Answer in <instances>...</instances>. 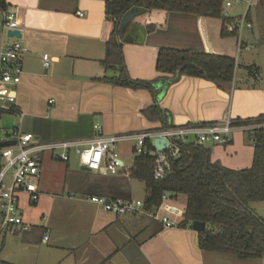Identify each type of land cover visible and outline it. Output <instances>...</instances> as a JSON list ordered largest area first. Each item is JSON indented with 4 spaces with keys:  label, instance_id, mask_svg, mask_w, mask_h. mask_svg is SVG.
<instances>
[{
    "label": "crops",
    "instance_id": "0c3cea01",
    "mask_svg": "<svg viewBox=\"0 0 264 264\" xmlns=\"http://www.w3.org/2000/svg\"><path fill=\"white\" fill-rule=\"evenodd\" d=\"M107 1L5 0L8 10L18 12L23 72L11 105L14 111L0 110V143L12 141L10 134L16 130L32 133L41 141L156 130L161 124L142 113L152 105L165 110L174 126L264 115V0H251L248 10L247 0L224 10L227 19L247 11L252 23L241 34L252 47L241 52L237 37L224 32L223 19L163 10L136 17L117 42L122 44L132 80L159 79L150 90L100 80L119 74L118 69L102 64L114 30L106 16ZM6 32L0 12V49L15 43ZM161 49L234 58L233 82L218 86L186 75L170 82L172 76L164 78L156 70ZM45 54L51 58L48 68L43 66ZM160 82L163 85L157 87ZM133 147V141L118 145L124 167L115 175L82 171L72 153L65 162L53 154L44 155L40 199L32 203L27 195L20 196L23 227L2 229L0 223V264H264V259L243 260L234 254L202 250L199 232L191 226L166 228L146 213L116 215L92 203L93 196L144 201L145 184L124 173L134 164ZM205 147L211 150L213 161L227 168L252 165L254 147L240 130L227 146ZM1 150L0 168L4 163ZM183 201L184 205L179 198H168L167 204L179 213L161 215L178 225L186 207ZM257 204L251 208L260 215L254 207Z\"/></svg>",
    "mask_w": 264,
    "mask_h": 264
},
{
    "label": "trees",
    "instance_id": "16d2710c",
    "mask_svg": "<svg viewBox=\"0 0 264 264\" xmlns=\"http://www.w3.org/2000/svg\"><path fill=\"white\" fill-rule=\"evenodd\" d=\"M225 1L108 0L106 16L113 22L114 30L106 44L102 64L118 69L119 74L100 80L116 86L148 90L153 89L159 80L135 81L128 75L122 44L117 40L124 37L129 28L121 26V19L129 10L144 8L146 11L182 12L223 19L225 23L228 20L224 16ZM0 8L7 9L5 0H0ZM235 69L236 61L231 57L174 49H161L156 63V70L162 77L172 76L170 82L186 75L206 79L218 86L231 84ZM142 113L149 121L159 122L161 127L158 129L174 127L166 111L158 105H152ZM252 121L264 122V115L247 122ZM253 133L254 156L249 168H227L213 161L211 150L205 145L179 142L180 155L172 160V169L164 178H155L153 159L149 156L135 155L133 166L124 173L128 178L145 184L146 211L156 210L165 194L185 196L186 207L177 226L190 227L194 221L204 222L205 230L198 233L202 250L234 254L243 260L264 259V218L251 208L253 203L264 202V130Z\"/></svg>",
    "mask_w": 264,
    "mask_h": 264
},
{
    "label": "built area",
    "instance_id": "2783aa9c",
    "mask_svg": "<svg viewBox=\"0 0 264 264\" xmlns=\"http://www.w3.org/2000/svg\"><path fill=\"white\" fill-rule=\"evenodd\" d=\"M242 0L225 2V8ZM247 10L251 0H247ZM3 15L4 30L18 29L19 16L17 11L0 8ZM82 16L83 14L80 13ZM252 28L248 20L247 11L236 18L228 19L223 30L228 35H235L238 40V52L250 50L251 45L246 44L241 34ZM23 47L14 43L7 48L0 49V110H10L16 101V88L21 82L22 66L19 56ZM51 58L43 55V66L48 68ZM52 102V101H50ZM248 119H232L230 116L211 123H194L184 126H174L156 130L142 131L127 135L96 136L88 139L41 141L32 133L13 131L10 140L16 143L3 147L1 150L4 163L0 168V218L1 228L17 230L23 227V218L20 214V196L27 195L29 201L36 203L41 196L38 181L42 176L43 156L53 154L61 161H68L72 152L79 159L81 166H86L94 173L115 175L124 165H120L118 145L123 141H133V153L136 156H149L153 159L154 176L156 179L164 178L172 169V160L179 157L181 149L179 142H195L197 144H213L227 146L233 142L234 132L240 130L247 135V140L254 147V131L264 130V122H247ZM98 128V126H96ZM5 136H8L6 134ZM192 138L193 140H190ZM155 139H165L168 144L158 150ZM92 203L102 207L105 211L116 215L146 213L166 228L176 227L161 212L179 213L173 206L167 204L168 196L165 194L161 205L154 211H146L144 201H109L105 197L93 196ZM45 239H48L46 236Z\"/></svg>",
    "mask_w": 264,
    "mask_h": 264
},
{
    "label": "water",
    "instance_id": "95a60500",
    "mask_svg": "<svg viewBox=\"0 0 264 264\" xmlns=\"http://www.w3.org/2000/svg\"><path fill=\"white\" fill-rule=\"evenodd\" d=\"M145 13H146V9H144V8H133V9L129 10L127 13H125L123 15V17L121 19V26L127 28L128 26H130L132 24L133 20L136 17H138L142 14H145ZM6 36L8 38H12V39H21L22 33H21L20 29H11V30H7ZM162 85H163V82H160L157 84V87H160ZM167 86L168 85L165 84L163 93L167 89ZM15 143H16L15 140L1 142L0 147L3 148V147L11 146V145H14ZM167 144H168V142L165 139H155V145H156V148L158 150L164 149ZM120 165H122L121 162H120ZM81 170L86 171V172H91V170L89 168H87L86 166H82ZM191 227L194 231L201 232V231L205 230L206 224L204 222L194 221L191 224Z\"/></svg>",
    "mask_w": 264,
    "mask_h": 264
},
{
    "label": "rangeland",
    "instance_id": "374dc122",
    "mask_svg": "<svg viewBox=\"0 0 264 264\" xmlns=\"http://www.w3.org/2000/svg\"><path fill=\"white\" fill-rule=\"evenodd\" d=\"M225 10H227V8H224ZM229 9V8H228ZM14 41H15V43L17 42V43H19V40L18 39H13ZM20 44V43H19ZM190 140H193L192 138H190ZM72 154H75L74 152H72ZM136 183H138V182H136ZM173 197V198H172ZM138 198H143V196L141 195V194H139V197ZM168 198L169 199H176V198H179V200H180V204H182L184 201H183V199H186V197L185 196H182V195H179V196H177V197H175L174 195H169L168 196ZM136 200H140V199H135V201ZM183 201V202H182ZM182 205H184V203L182 204ZM181 205V206H182ZM257 210H259V212H260V215L264 218V202H262V203H259V204H257V205H255L254 206Z\"/></svg>",
    "mask_w": 264,
    "mask_h": 264
}]
</instances>
